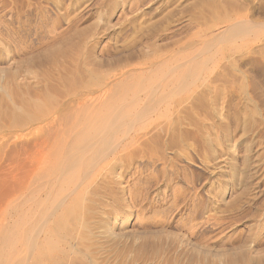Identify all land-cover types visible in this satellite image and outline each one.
I'll use <instances>...</instances> for the list:
<instances>
[{
	"label": "rangeland",
	"instance_id": "374dc122",
	"mask_svg": "<svg viewBox=\"0 0 264 264\" xmlns=\"http://www.w3.org/2000/svg\"><path fill=\"white\" fill-rule=\"evenodd\" d=\"M233 12L244 40L217 35ZM64 108L138 135L107 175L117 264H264V0H0V143Z\"/></svg>",
	"mask_w": 264,
	"mask_h": 264
},
{
	"label": "bare ground",
	"instance_id": "6f19581e",
	"mask_svg": "<svg viewBox=\"0 0 264 264\" xmlns=\"http://www.w3.org/2000/svg\"><path fill=\"white\" fill-rule=\"evenodd\" d=\"M209 22L211 24V21ZM249 23L246 21V15L233 12L231 15L221 17L216 23H214V26L220 25L221 27H224L222 30L219 29L221 32H218L217 35L228 34L230 38H227V41L229 39L234 42L235 40L237 41L238 38L244 40V35L247 34L248 31L251 32L253 26ZM212 24L210 26H212ZM200 36L203 35L200 34ZM214 37L216 38V36ZM210 38L211 36L209 37V40ZM224 40H226V38ZM209 42L210 41L206 44L209 45L211 42L213 43V40H211L210 43ZM228 47L232 50L236 49L238 45L232 43ZM208 59L210 60V58ZM205 61H207V59H205ZM205 61L204 63L206 64ZM156 80L158 79L156 78ZM171 80V77L165 75L160 77L159 83H156L159 85L158 87H160V84L166 83L165 85H167ZM175 81H177V79ZM136 88H138V86ZM139 88L137 91L142 92L143 88ZM151 89H154V83H150L145 90L149 92ZM137 91L135 90V96H133L134 98L132 100L126 98L129 99V103L126 104V102H124L125 108L122 107V109H126L133 100L135 101V99H138L139 96ZM82 100L83 99H81V101ZM119 101L120 99L117 102ZM13 102L14 100L11 101L10 104ZM113 103H115V101ZM16 104L19 105V103ZM22 107L23 105L20 106V108ZM28 107H30V105ZM42 107L37 104L34 109L44 110ZM56 107L58 108V106ZM87 107L89 108L88 104ZM109 107L107 109H109ZM113 107H116L117 109V106H114V104ZM113 107H111V110ZM51 109H53V107ZM82 109L81 111L84 113ZM122 109L119 110L121 112L116 110L119 112L117 113L118 115L123 112ZM20 110L21 114H17L19 115L18 118L25 117L26 108L23 107ZM66 110L69 113H66L64 108L65 113L62 112L64 120L60 119L58 115L55 116L54 113L49 114L47 112L49 115L46 118L43 117L44 119L42 117V119H37L36 117L38 123L35 128L26 132L18 133L0 143V161L4 158H8L7 164L0 168V209L6 206V217L8 216L11 219L10 220L7 217L5 224L0 229V264H117L118 262L115 260L119 256V247L125 245L122 239L125 240L126 236L125 233L113 232L112 229L113 223L110 217L111 213H109L106 204L107 201H105L106 195L109 191L107 175L110 171H114L113 166L119 158V153L122 150H125L131 142L136 140L135 138H137V134H132V136H128L129 138H121L122 140L119 138L120 141L115 139L117 142V144H115L114 138L117 137V135L114 134V132H118L120 129L129 126L128 124L130 122L124 123L119 120V122H117L116 118L111 120L101 119L100 121H94L95 116L93 120L87 118V114V117L84 115L85 118H83V115L82 118L79 116L77 117V112L74 110L75 117H73L74 112L70 114L71 110L69 109L70 111H68V108ZM14 114L16 117V113ZM113 114H110V116L108 115L109 119ZM9 115H11L10 111ZM89 115H91V112ZM99 116L101 115L99 114ZM126 116L128 117L129 115H126L125 113V117ZM130 117L132 116L130 115L129 118ZM131 124L132 123H130V125ZM102 129L113 130V135H101L99 132H104ZM92 130L95 132L87 134V132H91ZM128 131L132 132V130L129 129ZM128 131H126V133ZM127 149L128 148H126V150ZM119 159L121 160V157ZM110 189H112V187ZM16 211H19V226L17 230L14 228L15 224H11V221H13V214ZM113 212H115V210ZM121 250H123V247ZM127 250L129 251V249H126V251ZM120 260H122V258ZM120 263L121 262H119V264Z\"/></svg>",
	"mask_w": 264,
	"mask_h": 264
}]
</instances>
